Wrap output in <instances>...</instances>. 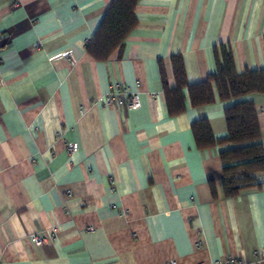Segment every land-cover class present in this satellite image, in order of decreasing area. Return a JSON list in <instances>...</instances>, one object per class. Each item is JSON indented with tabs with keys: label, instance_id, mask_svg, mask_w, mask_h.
<instances>
[{
	"label": "crops",
	"instance_id": "0c3cea01",
	"mask_svg": "<svg viewBox=\"0 0 264 264\" xmlns=\"http://www.w3.org/2000/svg\"><path fill=\"white\" fill-rule=\"evenodd\" d=\"M112 1L0 0V262L254 264L264 171L226 195L220 152L234 145L199 147L192 125L207 119L224 138L226 108L251 100L264 145V93L223 99L214 85L213 102L194 105L188 86L216 72L222 49L239 72L264 68V0H139L125 43L95 58L88 43ZM116 81L139 91V108L105 105Z\"/></svg>",
	"mask_w": 264,
	"mask_h": 264
},
{
	"label": "trees",
	"instance_id": "16d2710c",
	"mask_svg": "<svg viewBox=\"0 0 264 264\" xmlns=\"http://www.w3.org/2000/svg\"><path fill=\"white\" fill-rule=\"evenodd\" d=\"M139 0H113L93 38L88 51L95 58H109L120 48L137 24L135 8ZM217 55V70L204 81L189 84L194 105L213 102V86L223 99H239L256 92L264 93V68L246 69L239 72L233 53L222 49ZM175 79L179 86L187 84L183 59L180 54L172 57ZM179 89L168 90L167 96L171 113L180 98ZM227 136L215 138L207 119H199L192 125L199 147L216 143H231L232 148L221 151L224 164L223 187L228 196L237 195L241 190L257 186L255 173L264 171V145L255 104L251 100H240L226 108ZM214 188V187H213ZM215 191V188L213 189Z\"/></svg>",
	"mask_w": 264,
	"mask_h": 264
},
{
	"label": "built area",
	"instance_id": "2783aa9c",
	"mask_svg": "<svg viewBox=\"0 0 264 264\" xmlns=\"http://www.w3.org/2000/svg\"><path fill=\"white\" fill-rule=\"evenodd\" d=\"M69 60L73 61L71 53H67L66 56ZM105 105L111 107H120V108H139L141 106V99L139 91L132 90L128 84H125L121 81H116L112 84L110 91L106 95ZM76 148V143H69L68 149L72 151ZM56 230L53 229L50 237L54 238ZM33 239L37 245H43L48 241V238L39 234H35ZM256 262L254 264H259L261 259H264V248L257 250L255 252ZM0 264H2L0 262ZM169 264H173L172 262ZM213 264H248L244 258L238 256H225L219 258L213 262Z\"/></svg>",
	"mask_w": 264,
	"mask_h": 264
}]
</instances>
